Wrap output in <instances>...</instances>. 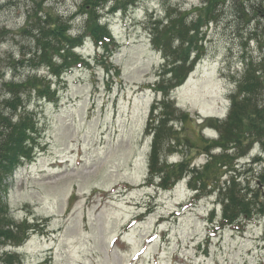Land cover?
I'll use <instances>...</instances> for the list:
<instances>
[{"label": "rangeland", "instance_id": "obj_1", "mask_svg": "<svg viewBox=\"0 0 264 264\" xmlns=\"http://www.w3.org/2000/svg\"><path fill=\"white\" fill-rule=\"evenodd\" d=\"M82 1L0 0V103L3 81L35 72L22 63L34 49L24 34L32 11L70 18L77 36L85 19L77 11ZM138 1L127 13L102 11V24L117 41L112 55L102 60V49L87 39L76 52L89 65L62 79L48 77L54 100L26 95L41 135L35 158L3 181V197L9 218L17 224L28 218L35 230L21 246L3 249L0 264H264L263 213L222 231L211 224L220 223V189L232 177L264 204V186L257 185L264 177V147L253 143L248 155L227 158V167H207L210 156L221 153L212 150L220 136L215 124L230 112L244 62L264 55V15L238 19L227 3L217 21L200 26L205 52L171 91L174 133L163 139L160 156L161 163H184L188 170L173 189L158 190L147 186L154 140L147 124L163 99L154 87L165 58L152 44L149 20L183 10L190 21L206 10L202 0ZM47 73L42 67L38 77ZM211 230L217 235L209 238Z\"/></svg>", "mask_w": 264, "mask_h": 264}, {"label": "trees", "instance_id": "obj_2", "mask_svg": "<svg viewBox=\"0 0 264 264\" xmlns=\"http://www.w3.org/2000/svg\"><path fill=\"white\" fill-rule=\"evenodd\" d=\"M139 2L83 0L77 11L85 19L77 36L70 32V18L53 16L41 8L34 9V14L29 15L24 34L32 38L34 49L30 53L27 52L28 58L24 57L26 53L23 54L22 63H29L31 70L35 72L25 80L12 79L2 82L5 90L1 94L0 103V252L8 245L21 246L35 230L28 218L20 224L9 218V210L3 197L6 190L3 181L12 176L25 161L30 162L35 158L36 145L41 135L36 113L29 109L26 95L34 93L39 100H54L56 92L51 90L52 82L48 77L62 79L72 68L89 65V59L76 52L87 39H91L102 49L99 53L102 60L112 55L118 47L117 41L108 23L102 24V11L112 15L119 11L127 13L129 7H136ZM227 3L232 4L235 9L234 16L238 19L251 13L264 15L263 4L254 3L247 7L244 0H202L201 10H206L204 15L198 14L190 21L189 12L183 10L169 11L165 20H149L152 44L165 58L164 70L154 87L156 92L162 93L163 99L152 107V115L147 124V131L154 137L150 155L152 174L149 184L157 182L162 189H172L185 172L184 163L160 162L163 139L174 133L172 111H169L171 91L184 84L205 52L204 45L198 44L201 34L199 31L202 28L200 26L204 27L210 21H217L223 11L222 7ZM202 18L204 19L201 20ZM192 31L195 33L192 34ZM58 61H61V64ZM42 67L48 71L43 78L38 77ZM231 101L232 106L226 119L218 120L215 124L220 136L218 140L212 141V150H220L221 153L210 156L208 168L227 167V158L234 156L239 159L248 155V149L253 143L260 142L264 147V55L259 59L249 58L244 62L243 73L238 80L236 92L232 93ZM204 173L199 175L203 188L206 187V177L202 176ZM195 179L194 177L193 182H196ZM237 179L239 177H232L225 187L219 188L224 204L223 215L219 224L212 221L214 227L218 225L223 229L229 225L235 226L242 217L251 219L259 213L264 214V204L258 199L255 200L256 196L248 197L246 188L239 187ZM261 179V182H257L258 187L264 186V177ZM211 216L213 218V212Z\"/></svg>", "mask_w": 264, "mask_h": 264}]
</instances>
